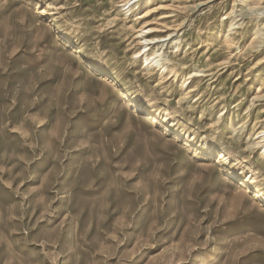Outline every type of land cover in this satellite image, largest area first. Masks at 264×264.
I'll return each instance as SVG.
<instances>
[{
    "label": "rangeland",
    "instance_id": "374dc122",
    "mask_svg": "<svg viewBox=\"0 0 264 264\" xmlns=\"http://www.w3.org/2000/svg\"><path fill=\"white\" fill-rule=\"evenodd\" d=\"M126 2L0 0V264H264V0Z\"/></svg>",
    "mask_w": 264,
    "mask_h": 264
},
{
    "label": "bare ground",
    "instance_id": "6f19581e",
    "mask_svg": "<svg viewBox=\"0 0 264 264\" xmlns=\"http://www.w3.org/2000/svg\"><path fill=\"white\" fill-rule=\"evenodd\" d=\"M127 2L125 3V4H129V2L131 1V0H126ZM134 4V3H133ZM133 4H131V5H129V8H130V6H132ZM264 10V8H256V11H257V13H256V15H257V17L258 16H260V11H263ZM262 14H263V12H262ZM259 18V17H258ZM229 24H231L232 25V23H229ZM261 24H263L264 25V22H262ZM230 26V25H229ZM232 26H234V25H232ZM257 27V26H256ZM262 27V26H261ZM232 29V28H231ZM230 29V30H231ZM262 29V28H261ZM257 31H256V34H259L260 32H261V30H259V29H256ZM141 31H143V30H141ZM140 31V32H141ZM151 32L150 31H148L147 30V32H146V34H150ZM168 38H166V37H158V39L157 38H147V37H145L144 36V38H143V40L145 41V43H144V46H143V49H144V51H143V57H144V63L146 64V65H149V64H152V62H153V64L155 65V66H157L159 69H160V71H161V69H163V71L164 70H166V71H168V69H167V67H165V65L163 64V63H161L162 61H161V56H160V54L158 53V51L157 52H155L153 55H150V54H148L147 52V50H148V45L150 44V43H156V42H161V41H165V40H167ZM147 41H149V42H147ZM160 51V50H159ZM140 54H141V52H140ZM142 55H140V56H142ZM158 69V70H159ZM162 71V72H163ZM172 71V70H171ZM170 71V72H171ZM197 73V72H196ZM201 74V73H200ZM193 76H197V74H194ZM155 121V116H151V118H150V122H154ZM262 133V132H261ZM263 134V133H262ZM262 134H261V136H262ZM258 139V138H257ZM260 140V139H259ZM260 144H261V142H260ZM262 147L261 148H264V143L261 145ZM263 154H264V149H263ZM227 156V155H226ZM251 178V177H250ZM252 179V178H251ZM258 196H260L259 194H258Z\"/></svg>",
    "mask_w": 264,
    "mask_h": 264
}]
</instances>
